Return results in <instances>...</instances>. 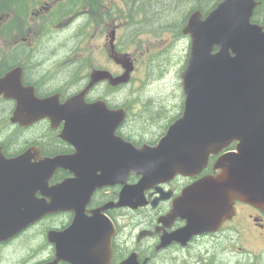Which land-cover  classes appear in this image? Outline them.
<instances>
[{
  "label": "flooded vegetation",
  "instance_id": "af4514ba",
  "mask_svg": "<svg viewBox=\"0 0 264 264\" xmlns=\"http://www.w3.org/2000/svg\"><path fill=\"white\" fill-rule=\"evenodd\" d=\"M84 1L83 5L78 0H59V6L46 20L40 12L49 7L38 5V14L30 17L39 24H53L73 22L81 15L82 26H91L89 30L107 28L101 37L104 44L97 50L82 46L69 53L67 61L55 62V48L34 46L37 32L33 28H29L31 39L22 38L27 29L26 8L31 2H26L22 13L21 0H0V42H7V46L0 44V81L13 75L6 91L0 94V264L56 262L57 248L49 233L70 228L76 209L87 216L103 209L102 215L114 226L112 257L104 264H264V210L247 203L235 202L232 217L214 231L179 236L187 221L174 215L176 204L189 188L217 173L214 166L223 153L211 157L201 173L161 180L132 198L130 206L117 207L124 188L132 189L142 177L131 173L123 182L105 179V173L96 168L108 161L109 155L98 149L95 138L80 137L79 150L72 143L73 138L65 135L67 119L60 110L77 97L79 101L80 97L83 99L82 107L102 102L110 111L122 110L125 120L116 129L115 137L136 148L155 145L164 122L159 119L160 137L151 141L150 135L138 130V116L141 119L147 114V106L154 105L121 94L134 81L149 34L167 30L161 11L154 7L161 5V0ZM223 1L217 0L215 7ZM256 1L258 6L251 22L264 28V0ZM86 6L90 10L85 14ZM120 9L130 15H122ZM65 28L60 27L58 32ZM168 31L172 32L170 28ZM186 39L190 41L188 36ZM126 64L133 67L130 80L117 84L115 80L127 74ZM182 67L185 69V62ZM100 74L104 77L95 80ZM182 96L185 102L184 92ZM46 101L52 102L46 117L33 121L41 115L39 105ZM137 104L141 112L138 116L132 113ZM85 164L93 165L94 173L89 171L90 175L84 174L80 180L78 172L82 169L78 166ZM62 198L66 209L57 207ZM44 204L47 209H43ZM38 213L45 215L5 239L7 216L18 215L16 221L9 223L18 226L28 220V215ZM57 264L72 263L58 260Z\"/></svg>",
  "mask_w": 264,
  "mask_h": 264
},
{
  "label": "water",
  "instance_id": "95a60500",
  "mask_svg": "<svg viewBox=\"0 0 264 264\" xmlns=\"http://www.w3.org/2000/svg\"><path fill=\"white\" fill-rule=\"evenodd\" d=\"M257 6L255 0H224L206 18L201 11L191 14L183 30L192 38L189 65L182 74L184 112L156 146L136 148L115 137L125 120L122 110L110 111L102 102L82 107L81 97L61 108L67 119L65 135L73 138L79 150V138L91 136L98 149L109 155L108 161L96 168L105 173L102 177L119 182L131 173L142 177L132 189L124 188L117 207L130 206L132 198L161 180L201 173L212 156L236 144L234 151L216 161L215 170L219 172L193 185L176 204L174 215L187 221L179 236L218 229L232 216L236 201L264 210V29L251 23ZM125 66L127 74L116 79L117 84L130 80L133 67ZM102 77L104 74L95 80ZM12 78L8 75L0 81V94ZM51 104L41 103V115L33 121L46 117ZM78 167L82 169L78 172L80 180L84 174L90 175L89 171L94 173L93 165ZM64 201L62 198L57 207L66 209ZM76 210L70 228L49 233L58 260L104 264L112 257L114 226L102 215L103 209L92 216ZM44 215H28V220L18 226L9 225L18 215L7 216L5 239ZM58 260L49 264H57Z\"/></svg>",
  "mask_w": 264,
  "mask_h": 264
},
{
  "label": "rangeland",
  "instance_id": "374dc122",
  "mask_svg": "<svg viewBox=\"0 0 264 264\" xmlns=\"http://www.w3.org/2000/svg\"><path fill=\"white\" fill-rule=\"evenodd\" d=\"M31 1L33 0H21L22 13L25 10L26 2ZM78 1L83 5L86 4L84 0ZM121 1H119V3H121ZM196 1L197 0H161V5L154 6L155 10L161 11V17L166 20V29L169 26L170 30L172 32L174 31V33L168 31V29L165 31L161 29V32L157 35L152 33L149 34L144 43L145 56L142 57L138 63L139 70L135 74L134 81L121 93L122 95H131L132 99L146 101L143 102L144 104L150 102V105L153 104L155 106L158 100L165 106L168 104L167 107H169L170 111L167 110L166 114L168 116L170 115V119L164 118V122H161V137L165 128L173 122L171 118H177L182 110L181 104L184 102V97L182 96L183 81L182 78L180 79V73L184 69L182 64L185 62L187 65L188 63L190 56V41L182 36V28H180V25L185 18H188L189 15L196 11ZM202 4L205 5L204 3ZM38 5L49 7V10L40 12L41 16L46 20L51 16V11L59 6V0L55 2L52 0H35L27 5V19L26 22H24L27 29H25L22 38L31 39L33 34H29V28H33L34 32H37V42L34 46H45L52 50L55 48L56 53L53 55V60L55 62L67 61L70 59V55H67L77 51V49L82 46H87L91 51L97 50L98 47L103 46L104 38L101 37L106 34L107 28L101 30L99 27H93L89 30L91 26L89 28L87 25L82 26L84 18L81 15L80 17L76 16L77 19L73 22L67 20L55 22L53 24H47L46 22L39 24L36 18L30 19V17H34L38 14ZM88 10H90V8L86 6L84 13L86 14ZM8 11L9 9L6 12ZM120 11L122 15H130L129 11L124 12L123 9H120ZM123 23L125 22L123 21ZM10 25L13 26V24ZM60 27L66 28L58 32ZM45 33H48V35L43 36ZM0 44L7 46V42L4 43L1 41ZM139 108V104H137V107L133 108V115L138 116L141 113L138 112ZM141 110H143L142 106ZM144 111L148 112L149 110L145 109ZM149 113L154 114V111L151 110ZM138 118L139 121H141L140 116H138ZM159 137L158 128L153 131V134H150L151 141H156Z\"/></svg>",
  "mask_w": 264,
  "mask_h": 264
},
{
  "label": "trees",
  "instance_id": "16d2710c",
  "mask_svg": "<svg viewBox=\"0 0 264 264\" xmlns=\"http://www.w3.org/2000/svg\"><path fill=\"white\" fill-rule=\"evenodd\" d=\"M175 1V0H174ZM217 0H197L195 3V8H198L202 11H209L212 10L214 8V6L216 5ZM202 3H204L205 5H203ZM170 18V16H169ZM187 18H185L181 25L180 28L183 27V25L185 24ZM167 29H169L167 27ZM150 103V102H149ZM168 104L165 106L163 104L160 103V101H156L155 106H153L152 108H150V106H147V109L151 112V110L154 111V114L149 113V111L147 112V114H144L141 118V121L139 122V128L138 130H141V134L144 135H150L153 134V131L156 130L159 126V122H160V118L164 119V118H169L170 119V115L168 116L166 114V111L169 110V107H167ZM176 118H171V121L175 120ZM159 120V121H157ZM162 121V120H161Z\"/></svg>",
  "mask_w": 264,
  "mask_h": 264
}]
</instances>
